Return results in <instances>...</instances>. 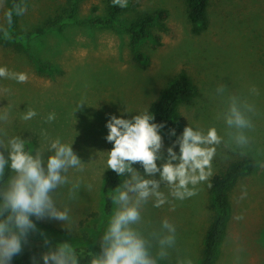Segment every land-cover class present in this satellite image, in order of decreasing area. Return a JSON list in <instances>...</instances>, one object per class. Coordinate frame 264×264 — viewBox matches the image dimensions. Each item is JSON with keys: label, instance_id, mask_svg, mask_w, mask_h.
<instances>
[{"label": "rangeland", "instance_id": "rangeland-1", "mask_svg": "<svg viewBox=\"0 0 264 264\" xmlns=\"http://www.w3.org/2000/svg\"><path fill=\"white\" fill-rule=\"evenodd\" d=\"M8 1L0 0L2 34L11 29ZM127 1L129 8L119 17L125 24L147 12L168 11L164 25L154 28L153 36L138 46L143 58L124 29L82 23L59 26L31 42L37 57L51 65L48 70L40 69L24 52L0 46V67L28 77L25 83L0 78V111L9 110L8 123H0V127L8 137L20 136L33 145V152L47 143L44 133L49 139L74 142L73 150L84 162L83 171L70 169V183L56 191L58 202L71 210L72 233L62 221L32 217L37 231L29 234L23 250L45 237L58 244L72 243L76 249L98 250L100 235L115 207L106 213V124L112 115L129 119L149 111L160 92L185 71L198 87L196 97L180 106L185 128L192 126L206 133L215 127L223 137L216 146L212 176L241 158L251 157L255 165L230 190V221L215 264H264V0H209L207 27L200 33L191 29L185 0ZM73 6L81 21L105 18L108 2L24 0L16 30H32L65 18ZM155 34L160 35L158 44ZM219 86H226L223 95L217 92ZM230 96L255 107V112L249 113L254 127L246 132L251 142L244 149L231 141L229 132L234 130L219 118ZM82 101L87 104L77 110ZM29 108L37 115L24 121L22 114ZM53 113L55 119L49 122L47 117ZM163 141L166 158L167 148L175 142ZM175 150L179 154V145ZM48 155L51 153L45 154V160ZM134 167L144 174L141 164ZM211 177L196 186V195L183 200L174 198L171 189L162 184L166 202L155 207L153 198L145 205L141 227L146 235L159 231L165 219L176 228L175 246L159 264L187 260L200 264L204 234L214 214ZM155 178L159 179V174ZM77 182L80 189L69 199V189Z\"/></svg>", "mask_w": 264, "mask_h": 264}, {"label": "clouds", "instance_id": "clouds-1", "mask_svg": "<svg viewBox=\"0 0 264 264\" xmlns=\"http://www.w3.org/2000/svg\"><path fill=\"white\" fill-rule=\"evenodd\" d=\"M113 2L120 7L127 6V0ZM0 78L15 79L18 83H25L28 79L26 74L10 72L6 67H0ZM225 90L226 86L217 88L220 95ZM84 104L87 103L80 102L77 110ZM254 112V105L247 100L230 96L226 110L219 117L230 130H234L229 132V137L241 149L251 142L246 132L254 127L249 115ZM36 115V111L29 108L21 118L28 121ZM54 119V113L47 117L49 122ZM154 120V114L144 111L131 119L112 115L106 124L109 130L106 140L114 145L107 152V168L126 178L111 197L115 207L100 235L101 252H91L89 264H159L160 260L166 259L168 250L176 243V228L165 219L159 231L146 235L141 227L145 205L153 198L155 207L166 202L160 191L162 184L171 189L174 198L183 200L194 196L196 186L213 174L216 146L223 142L215 127L206 133L192 126L186 127L167 148L165 158L161 135L165 125ZM8 121L9 110L0 111V123ZM171 135H176L174 129ZM44 137L45 146L33 152L26 149L25 139L8 137L5 128L0 127V264H11L13 257L22 252L29 234L37 231L32 217L62 221L72 233L71 210L58 202L56 191L70 183V169L83 171L84 162L74 152V142L49 139L46 133ZM176 145H179V154ZM46 153L51 155L45 160ZM137 163L142 165L144 174L134 167ZM6 169L12 174L5 181ZM156 174L159 179L155 178ZM79 189L80 183H73L69 199H74ZM44 243L50 244L47 237ZM41 259L44 264H81L76 248L69 242L48 247ZM33 260L34 264H39L35 257ZM180 264H192V261H180Z\"/></svg>", "mask_w": 264, "mask_h": 264}, {"label": "trees", "instance_id": "trees-1", "mask_svg": "<svg viewBox=\"0 0 264 264\" xmlns=\"http://www.w3.org/2000/svg\"><path fill=\"white\" fill-rule=\"evenodd\" d=\"M23 1H8L7 19L11 25V29L6 34L0 33V46L14 47L17 51L24 52L42 70L51 69V65L37 57L32 49L31 42L59 26L70 23H82L91 26H115L122 28L128 32L133 49H135L139 57L143 58L142 54L138 52V46L150 39L154 33L153 29L163 26L164 21L168 17V11L166 9H158L140 15L131 23L125 24L120 21L119 17L129 8V2L127 1L126 7H120L114 4L113 0H107L108 8L105 18L97 17L79 21L75 17L73 6L65 18L47 22L32 30L22 31L16 30V26L20 17ZM185 2L191 29L194 33H200L207 27L209 0H185ZM153 39L156 44L160 43V35L155 34ZM197 94L198 87L194 80L185 71H181L152 102L149 112L154 114L155 123L165 125L161 130L163 138L175 142L183 133L185 125L182 121L180 106L182 103L195 98ZM173 129L176 133L175 136L171 135ZM113 146V143L108 142V151ZM26 149L33 151V145L26 143ZM254 166V160L251 157L241 158L230 162L224 170H220L211 177L210 197L214 207V214L204 234L200 264H215L230 221V190L236 181L241 176L249 174L254 169ZM11 174V171L6 169L5 181ZM122 178L123 176L118 175L115 171L107 169L103 187L105 211L107 214L113 210L114 204L111 197L115 194V189L121 185ZM44 240L33 243L28 249L22 250L19 255L13 257L11 264H34V257L39 261V264H44L41 259L42 254L47 251L48 247L58 244L48 239L50 244L46 245ZM76 250L78 256L81 258V264H89L91 252L95 254L101 252L100 241L98 243V250L90 247H80Z\"/></svg>", "mask_w": 264, "mask_h": 264}]
</instances>
